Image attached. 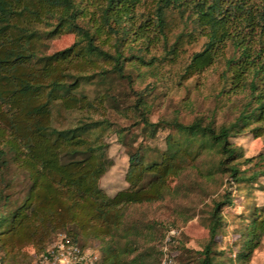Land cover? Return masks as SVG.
Wrapping results in <instances>:
<instances>
[{
  "label": "trees",
  "instance_id": "16d2710c",
  "mask_svg": "<svg viewBox=\"0 0 264 264\" xmlns=\"http://www.w3.org/2000/svg\"><path fill=\"white\" fill-rule=\"evenodd\" d=\"M62 31L75 41L43 55L41 40ZM200 39L201 49L191 54L181 78L224 58L221 92L239 98L237 117L221 125L203 117L153 123L144 95L136 94L133 110L143 133L153 138L159 128L170 130L165 149L141 143L131 148L126 187L105 194L98 182L111 165L106 139L112 132L123 143L125 134L106 116L115 100L112 88L89 96L87 85L103 88L114 78L131 83L128 71L149 65L152 49L162 45L176 59L184 45ZM54 111L80 117L56 127ZM252 124L264 128V0H0V168L14 166L26 181L20 200L0 195L1 262L15 263L29 246L41 252L63 233L82 248L97 242L96 264H145L140 240L149 242L154 227L128 222V209L176 193L171 183L205 154L217 157L205 170L208 176L220 173L236 185L264 176V169L250 175L241 169L250 159L242 160L231 142ZM231 204L227 191L213 201L200 264H214L210 245L221 209ZM263 237L264 204L250 210L237 257L248 262Z\"/></svg>",
  "mask_w": 264,
  "mask_h": 264
},
{
  "label": "rangeland",
  "instance_id": "374dc122",
  "mask_svg": "<svg viewBox=\"0 0 264 264\" xmlns=\"http://www.w3.org/2000/svg\"><path fill=\"white\" fill-rule=\"evenodd\" d=\"M180 29L181 26L172 29V35ZM75 38L74 34L64 31L49 36L41 40L40 52L43 55H50L61 51L69 47ZM202 43L203 40L200 39L194 44L184 45L176 59L170 57L171 55L166 52L167 48L162 45L157 46L151 50L150 56H153V59L146 58L149 65L139 68L140 72L128 71L131 74V83L114 78L110 79L107 82L109 84L104 85L103 88L87 85L86 92L89 96L101 93L108 87L112 88L115 100L108 103L106 116L112 128L122 129L125 134V138H122L123 143L121 137L112 132L106 139L108 148L105 150V156L111 165L98 182V187L105 194L113 195L126 187L124 176L127 168V152L131 148L141 143L153 150L165 149L164 139L170 130L159 128L153 138L148 137L146 132L143 133L142 127L138 125L139 115L133 110L136 94L144 95L150 108L148 117L153 123L159 120H176L188 124L195 118L203 117L213 118L216 125H221L229 124L237 117L239 98L221 92L224 58H220L199 75L189 79L181 78L189 57L201 49ZM229 53L230 50H227L225 58ZM54 116L56 127L73 124L80 117L77 113L64 114L55 111ZM94 118L99 117L95 115ZM256 128L258 125L252 124L242 134L231 138V142L239 148L242 160L250 159V162L241 166L242 170H246L247 175L264 169V128L259 127L257 130ZM215 158L217 157L212 154L200 156L195 162L196 168L186 170L171 183L176 193L160 202L128 209V222L154 227V236L149 242L140 240L141 262L162 264L168 256L172 258V264H200V252L210 240L209 212L213 201L221 200L222 194L227 191L232 196V204L221 209L222 223L210 245L213 263L264 264V237L248 262L237 257L241 230L249 220L250 210L264 204V176L257 177L254 182L245 181L238 185L227 182L220 173L214 172L208 176L205 170ZM6 180L11 182L9 188L5 185ZM25 189L26 181L14 166L6 172L0 168V195L10 194L13 200H20ZM124 244L120 241L121 246ZM126 244L130 247L135 246L129 242ZM98 245L97 242L92 241L86 248L96 252ZM36 253L40 252H36L30 246L26 247L24 254L19 255L15 263L32 264ZM15 263L12 258L4 263L0 260V264Z\"/></svg>",
  "mask_w": 264,
  "mask_h": 264
},
{
  "label": "built area",
  "instance_id": "2783aa9c",
  "mask_svg": "<svg viewBox=\"0 0 264 264\" xmlns=\"http://www.w3.org/2000/svg\"><path fill=\"white\" fill-rule=\"evenodd\" d=\"M98 255L90 248H82L72 243L63 233L40 253L34 254L32 264H96ZM162 264H172V258L166 256Z\"/></svg>",
  "mask_w": 264,
  "mask_h": 264
}]
</instances>
